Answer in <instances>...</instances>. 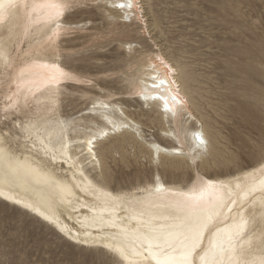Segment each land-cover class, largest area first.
Masks as SVG:
<instances>
[{
  "label": "snow or ice",
  "instance_id": "snow-or-ice-1",
  "mask_svg": "<svg viewBox=\"0 0 264 264\" xmlns=\"http://www.w3.org/2000/svg\"><path fill=\"white\" fill-rule=\"evenodd\" d=\"M211 2L215 7L204 0H44L31 4L0 0V21L5 15L18 16L21 9L25 17L29 9L39 10L41 18L39 39L33 35L36 29L24 26L14 39L10 35L6 43H0V94L5 100L0 108V164L8 161V168L0 173V206L7 207L5 202L19 206L23 220L35 213L31 219L47 228L49 236L33 240L20 220L10 227L0 218V264H264V179L259 181V196L255 180L249 184V177L257 173L264 177V0ZM209 12L215 15L209 16ZM225 13L230 17L227 30L247 35L249 43L218 47L216 28ZM110 31L121 37L115 65L97 55L107 50L99 41ZM133 62L137 68H163V79L171 77L170 84L176 86L172 100L203 125L196 137L202 150L198 147L189 156L182 145L179 149L175 143L161 147L159 137L151 138L161 130L167 134L169 129L156 128L161 118L159 104L150 102V93L139 86V79L129 77L123 69V64ZM38 68L47 74L37 73ZM221 79L225 82L220 83ZM234 97H239L238 107ZM207 104L215 110L217 121L241 129L228 154L217 148L223 128L203 118ZM101 107L111 109L112 115L118 108L120 124L106 119L109 113ZM77 112L100 127L103 139L84 138L81 133L66 138L58 116L78 122ZM250 118L257 121L252 130L241 124ZM129 129L135 133L130 141ZM174 139L181 143L178 132ZM129 142L131 152L110 148ZM16 153L23 156V165L12 163ZM19 167L52 176L66 171L74 180L77 173L84 176L87 171L90 181L81 190L94 197L104 190L97 231L90 232L83 223L69 227L59 217L52 219L51 213L6 195ZM249 168L254 171L247 172ZM228 176L234 179H220ZM140 184H152L158 192L161 184L185 189L199 186L200 195L179 192L181 199L163 205L168 211L159 214L126 207L122 197L110 195ZM217 188L219 192L214 191L205 202L204 193ZM177 194L172 192L173 197ZM69 204L66 215L72 220L79 200ZM99 206L80 204L93 212ZM116 215L121 217V232L130 237L131 252L124 245L114 248L105 243V227H118ZM129 219L137 224L124 226ZM76 220L79 222L78 217ZM239 241L259 249L258 262L248 259L244 244L237 250ZM45 244L66 245L75 257L40 260L27 251Z\"/></svg>",
  "mask_w": 264,
  "mask_h": 264
},
{
  "label": "bare ground",
  "instance_id": "bare-ground-1",
  "mask_svg": "<svg viewBox=\"0 0 264 264\" xmlns=\"http://www.w3.org/2000/svg\"><path fill=\"white\" fill-rule=\"evenodd\" d=\"M27 2L30 4L42 3L44 2V0H27ZM56 2H58V0H56ZM5 7L7 8V5H5ZM47 11L54 12V10ZM40 22L41 18L39 10L33 11L32 9H29L27 17H25L23 9H21L18 16L13 15L9 17L8 15H5L4 20L0 21V33H3V36H0V43H6L10 35H12L14 39L15 34H18V30H22L24 26H27L30 29H36L33 35L37 39H39L41 31ZM127 49L128 46L125 45L124 51L126 54ZM7 50L10 51V45H8ZM129 69L131 70V72L128 74L129 77L138 78L139 86L150 93V102L154 101L159 104L158 111L161 114V118L158 120V122L163 126L161 129H169L167 134H165L163 130L160 131L161 138L170 142L171 144L175 143L176 149H179L182 145L185 154L189 156L195 155L198 147L200 148V150H202V146H199V141L196 137L201 134L203 125L201 124L200 120L190 118L187 111L182 110V104H177L172 100L171 97L176 95V92L174 91L176 86L170 84V76L168 79H163L164 69L160 68L156 71H153L150 65L137 68L134 62L129 65ZM35 71L42 75L47 74V70L45 69L38 68L35 69ZM73 87H87V85H73ZM36 95H39V92H37ZM165 101H167V104L165 103ZM4 102V97L2 96V94H0V108L3 107ZM100 110L109 113L106 119L115 121L117 125L120 124V120L118 119V108L115 115L111 114V109H104L101 107ZM85 115H87V113H85ZM77 118L78 122L72 121L70 118L66 119L64 116H58V119L60 121L59 128L63 130L66 138H70L72 136H76L78 133H81L84 134V138H87V136H93L94 138L99 137L103 139L100 127L98 125H95L94 121H85L83 117H80V115L77 116ZM85 125H87V127H85ZM166 125L171 126H167V128H165ZM173 129L175 131H172ZM41 131H43V129H41ZM177 132L179 133V139L181 143H176L174 139ZM134 134V131L132 129H129V139H131V136ZM170 143L169 145H171ZM123 144L124 143H118L110 146V148H119L120 150H123ZM160 145L161 147L163 146L162 144ZM86 151L87 146H85V152ZM153 152L155 153V146H153ZM17 162H19V164L21 165H23L24 163L23 156H21L20 153H16L15 158L12 161L13 164H16ZM32 167L34 168L35 166L32 165ZM63 167L64 169H67L68 166L64 165ZM7 168L8 161L5 160L2 162V164H0V173H2ZM246 171L253 172L254 169L249 168ZM220 179L233 180L234 178L228 176L220 177ZM260 179H264V177H260L259 173L256 174V177H249L250 186L251 181L255 180V194L257 196H259L260 194ZM53 181H55L56 183L53 184ZM89 181L90 176L87 171H85L84 176H80L79 173H77V178L74 180L71 173L66 171H58L55 176H52L45 171H31L27 167H19L17 174L14 176V182L10 186L11 190L6 191L5 194L21 198L24 202L34 205L40 212H43L45 214L51 213L52 219H56L57 217H59L61 222L67 223L69 227L73 226L74 224L76 227H80V224L83 223L88 227V230L90 232L95 233L97 231L95 224L99 220V217L102 213L104 197L101 196V192L104 190L98 191L95 197L87 193L86 191H82V187H84ZM159 187L162 189V191L158 192L156 190V186L152 184H143L139 185L138 187L131 188L130 190H121L118 193L112 192L110 193V195L113 197L117 195L122 197L126 207L131 205L132 207H135L137 209L143 208L146 212H152L156 214L168 211V209L163 207V205H166L171 200L181 199V197L179 196V192L189 193L194 191L195 195H200L199 186L193 189L190 185L189 188L185 189L181 188L180 185L161 184L159 185ZM173 191H177L178 194L176 197L172 196ZM214 191L219 192V188L205 192L203 200L207 202L209 199H211L214 195ZM77 199L79 200V204L76 205L77 210L73 213L74 218L72 220H68L66 209L71 206L69 204V201H71L72 203H76ZM5 203L10 204L8 202ZM85 203H96L100 206L97 207L93 212L90 211L87 207H80V204ZM15 207L19 208V206ZM62 212H65L64 216L60 215V213ZM29 214L35 216V213ZM103 215L107 216L108 212H103ZM124 215H129V213H124ZM76 217L79 218V222H77ZM146 218L147 217H145V219ZM37 219L40 218L37 217ZM115 219L118 227H105L103 233L105 243L114 248H120L121 245H124L125 247H128L129 252H131V247L129 244L130 237L126 238L120 230V215H116ZM154 222L162 223V221L160 220H156ZM105 224H107V222H105ZM128 224L136 225L137 220L129 219L124 226H127ZM221 227H226V225L221 224ZM241 244H244L245 246V253L248 259L258 262L260 259L259 249L255 246L245 244L244 241H239V243H237V250H239ZM145 255H147V253H145ZM130 258L139 259L140 261H143L144 259L143 256H132ZM152 264H155V262L153 261Z\"/></svg>",
  "mask_w": 264,
  "mask_h": 264
},
{
  "label": "rangeland",
  "instance_id": "rangeland-1",
  "mask_svg": "<svg viewBox=\"0 0 264 264\" xmlns=\"http://www.w3.org/2000/svg\"><path fill=\"white\" fill-rule=\"evenodd\" d=\"M205 4H209V7H215V5L211 2V0H204ZM222 11V10H220ZM209 16H214V12L207 13ZM230 17L227 16L225 13V19L221 20L217 24V35L219 37L218 40V47L222 49H227L229 47H237L241 44H247L249 43V37L247 35H233L231 32H229L228 29V20ZM99 27V25H98ZM120 36L117 33L109 32V34L103 38L100 39L99 43L107 45L106 51H99L97 52V55L100 57H103L104 61L107 62L108 65H115L116 62L119 59V53L121 52V46L119 43ZM110 42V43H109ZM77 42H74V44ZM123 69L129 74L131 70L129 69V64L125 63L123 64ZM129 71V72H128ZM193 72L196 71L195 67L192 69ZM103 75V73H101ZM223 74H221L222 76ZM225 81L223 79L220 80V83H224ZM239 97L233 98L234 106H239L238 102ZM80 114L77 112L76 116H79ZM203 118L206 123H219V125L223 128V134L218 141L217 148L220 152L224 154H228L231 149L234 147L233 141L236 140L240 134L241 129L237 126H234L232 124H225L223 121H217V114L215 110L212 108L211 104H207L203 109ZM243 127L248 128L249 130H252L255 128L257 121L255 118H250L249 122H241ZM156 128H162L163 126L156 121L155 124ZM167 126L171 125H166ZM173 128V127H172ZM258 131V129H256ZM159 137V143L169 144L170 142L164 140L160 136V131L157 133H154V135L151 137L152 139H156ZM131 139H129L130 141ZM171 144V143H170ZM120 150V149H119ZM120 151H132V145L131 143H124L123 144V150ZM133 163V169L132 171L135 172V161H132ZM143 185V184H140ZM131 188H135L133 186H127L122 190H130ZM7 204V203H6ZM20 211H23L15 206H12L10 204H7V207L0 206V218L5 220L10 227L16 226V221L20 220V222L23 224L25 228V233L28 237H30L33 240L39 239V240H47L49 239L48 236V229L47 228H41L40 224H37L35 220L31 219L32 215L29 214V219L23 220L20 217ZM37 219V218H36ZM27 251L32 256L33 259H40V260H46V259H56V260H70L75 257L74 251L67 247L66 245H60L56 246L53 245L51 247L47 246L46 244L43 247H35V248H28Z\"/></svg>",
  "mask_w": 264,
  "mask_h": 264
}]
</instances>
